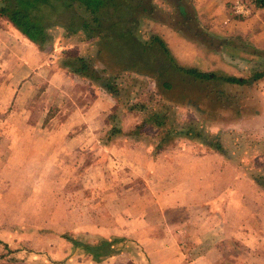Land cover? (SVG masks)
Here are the masks:
<instances>
[{
  "label": "rangeland",
  "instance_id": "374dc122",
  "mask_svg": "<svg viewBox=\"0 0 264 264\" xmlns=\"http://www.w3.org/2000/svg\"><path fill=\"white\" fill-rule=\"evenodd\" d=\"M156 2L166 23L145 21L143 29L156 28L179 61L237 77L264 67V56H253L241 45L264 52L250 36H222L210 31L214 23L199 22L215 39L214 45L225 39L237 47L211 49L177 32L171 22L173 10ZM0 32H7L11 43L9 49L0 47V264H142L143 249L129 238L115 244L117 254L88 261L82 247L74 248L70 240L97 245L99 235L87 240L83 233H70V201L90 200L92 211L101 206L110 217L119 209L118 198L128 203L136 197L149 199L142 182L169 178L175 183L191 177L193 156L202 159L205 170L210 159L204 156L221 155L236 170L235 177L255 182L262 177L264 184V80L251 87H227L236 99L216 103L212 117L200 118L189 107L175 104L169 110L173 128L192 129L191 134L200 132L202 137L180 133L178 139L161 141L153 128H136L140 112L127 111L134 103L143 104L146 112L162 110L150 80L121 76L117 102L60 69L65 54L74 50L86 56L93 51L90 44L56 31L52 51L42 55L15 29ZM20 45L25 52L20 53ZM113 126L120 131L112 133ZM70 136L77 140L72 152ZM208 141L219 142L222 151L209 148ZM229 179L226 173L215 181L226 184ZM112 224L110 218L103 222Z\"/></svg>",
  "mask_w": 264,
  "mask_h": 264
},
{
  "label": "trees",
  "instance_id": "16d2710c",
  "mask_svg": "<svg viewBox=\"0 0 264 264\" xmlns=\"http://www.w3.org/2000/svg\"><path fill=\"white\" fill-rule=\"evenodd\" d=\"M173 10L172 27L186 39L196 41L215 50L218 46L237 48L232 40H217L200 27L193 0H160ZM254 10L264 9V0H247ZM156 0H0V30L15 29L38 53L47 55L52 51L54 32L65 38H79V42L93 46L91 54H77L74 50L65 54L60 69L77 79L119 100L121 76L134 75L150 80L159 97L162 110L146 112L142 104L130 105L127 111L142 114L141 123L156 130L161 141L186 137H202L200 132L173 128L169 116L170 107L180 104L189 107L200 118L214 116L216 103L236 96L227 93V87H251L264 80V67L254 68L246 77L208 72L179 61L169 49L163 37L154 31H144L145 21L166 23L158 12ZM170 15V14H168ZM163 17V18H162ZM168 23V22H167ZM234 38V37H233ZM250 54L264 56L254 46ZM168 103V104H166ZM111 119L115 115L110 116ZM116 126L112 133H118ZM181 133V134H180ZM209 148L222 151L219 142L208 141ZM256 182L264 188L262 177ZM72 246L82 247L93 260L111 257L120 250L115 244L122 239L101 241L95 246L70 240Z\"/></svg>",
  "mask_w": 264,
  "mask_h": 264
},
{
  "label": "crops",
  "instance_id": "0c3cea01",
  "mask_svg": "<svg viewBox=\"0 0 264 264\" xmlns=\"http://www.w3.org/2000/svg\"><path fill=\"white\" fill-rule=\"evenodd\" d=\"M235 1L240 0H193V5L200 23L216 26L210 31L250 36V42L264 47V9L250 6L251 15L240 17L233 11ZM6 35L0 32L4 50L11 44ZM18 48L25 52L21 45ZM74 142L76 138L70 136V152ZM220 156H204L210 159L205 170L201 158H190L192 175L185 181L142 182L149 199L136 197L128 203L118 198L119 209L110 217L101 206L92 211L90 200L70 201V233H83L87 240L97 234L98 244L109 237L134 240L143 249L146 263L141 260L142 264H264V190L250 177H235L236 170ZM226 173H230L228 183L215 181ZM108 218L113 226H103ZM85 254L91 262V255Z\"/></svg>",
  "mask_w": 264,
  "mask_h": 264
},
{
  "label": "built area",
  "instance_id": "2783aa9c",
  "mask_svg": "<svg viewBox=\"0 0 264 264\" xmlns=\"http://www.w3.org/2000/svg\"><path fill=\"white\" fill-rule=\"evenodd\" d=\"M232 7H233L234 13L240 17H247L251 13L249 4L241 0L235 1Z\"/></svg>",
  "mask_w": 264,
  "mask_h": 264
}]
</instances>
